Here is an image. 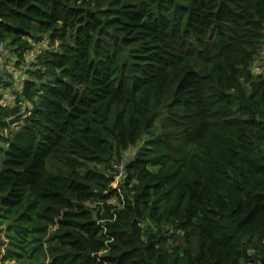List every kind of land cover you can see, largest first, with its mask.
I'll return each mask as SVG.
<instances>
[{
    "label": "trees",
    "instance_id": "16d2710c",
    "mask_svg": "<svg viewBox=\"0 0 264 264\" xmlns=\"http://www.w3.org/2000/svg\"><path fill=\"white\" fill-rule=\"evenodd\" d=\"M0 40V264H264V0H0Z\"/></svg>",
    "mask_w": 264,
    "mask_h": 264
},
{
    "label": "rangeland",
    "instance_id": "374dc122",
    "mask_svg": "<svg viewBox=\"0 0 264 264\" xmlns=\"http://www.w3.org/2000/svg\"><path fill=\"white\" fill-rule=\"evenodd\" d=\"M16 61L18 60L17 58H15V56L12 53H8V54L2 53L0 56V75H5V76L7 74L11 75L9 81H11L13 84L12 87L5 88V90H3V92L7 93V97L13 94L15 86L20 85L22 83L20 77L21 74H23V72L25 73V69H22V71H19L17 73L14 71L15 69H20L16 66ZM117 183H118V179L116 178L115 182L113 183V186L115 188H117Z\"/></svg>",
    "mask_w": 264,
    "mask_h": 264
},
{
    "label": "built area",
    "instance_id": "2783aa9c",
    "mask_svg": "<svg viewBox=\"0 0 264 264\" xmlns=\"http://www.w3.org/2000/svg\"><path fill=\"white\" fill-rule=\"evenodd\" d=\"M5 50H6L5 42H3V41L0 40V56H1V54H2ZM262 57L264 58V50H263V52H262ZM258 64H260V63H258ZM118 171H119V177H118L117 179H118V181H119V178H120L121 176H123V174H124L123 167H119V168H118Z\"/></svg>",
    "mask_w": 264,
    "mask_h": 264
},
{
    "label": "crops",
    "instance_id": "0c3cea01",
    "mask_svg": "<svg viewBox=\"0 0 264 264\" xmlns=\"http://www.w3.org/2000/svg\"><path fill=\"white\" fill-rule=\"evenodd\" d=\"M3 94L6 95V97H7V93H6V92H3ZM10 96H11V95H10ZM10 96H9L8 98H10Z\"/></svg>",
    "mask_w": 264,
    "mask_h": 264
}]
</instances>
